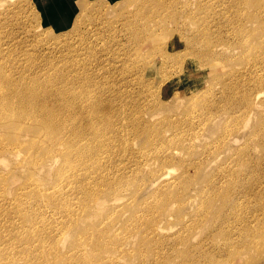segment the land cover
<instances>
[{"label":"rangeland","instance_id":"obj_1","mask_svg":"<svg viewBox=\"0 0 264 264\" xmlns=\"http://www.w3.org/2000/svg\"><path fill=\"white\" fill-rule=\"evenodd\" d=\"M38 2L42 4L44 0ZM75 9V14L65 17L60 14L49 19L36 0H0V47L3 44V48L10 47L19 54L14 60L15 66L12 62H1L2 71L9 72L13 66L12 70L18 72L15 79L24 82L27 92L38 89L40 99H48L46 91L42 96L41 85H50L56 93L53 100L60 98L62 102L59 103L66 108L62 111L72 116L82 114L79 120L100 113L99 110L104 113L106 105L112 108L113 115L118 113L120 106L128 108L122 109L121 119L130 122L129 128L119 125V141L117 138L104 144L119 152L114 158L108 157L105 164L109 167L113 164L114 171L125 167L129 174L121 173L118 178L100 173L103 177L99 178V166L91 157L87 159L83 167L88 168L98 183L93 188L97 189L104 181L108 183L101 197L104 204L92 210L96 216L91 221L82 218L77 224L52 227L53 232L65 231L64 237L59 241L54 235L45 239L51 256H46L45 252L47 263L42 264H52L51 250L59 251L57 264H111L107 260L112 258L117 261L115 264L204 263L216 253L215 247L204 244L206 238L208 234L219 237L218 233L206 231L208 226L204 225L192 229L195 232L188 242L182 241L186 236L185 225L197 224L198 210L193 214L191 206L187 205L186 209L170 206L163 211L157 231L168 234L162 244L150 242L147 234L144 235L152 230L154 220L147 227L144 223L167 196L173 195L174 201L176 195L181 198L187 189L186 197L197 193L198 181L204 178L206 183L217 181L219 186L225 185L231 176L242 175L243 161L251 160L256 169L263 163L264 103L253 106L252 112L247 114L242 102L244 92L254 83H260L253 80L264 78V69L258 70L261 65L255 66L256 61H253L260 57L259 54H245L242 46L233 43L236 39L221 53H205L204 47L222 38L224 30L232 32L237 26L233 20L236 16L242 15V22L246 15L264 10V0H79ZM248 49L253 51L251 47ZM256 72L259 76H255ZM62 85L67 90L58 91L57 87ZM260 98H264V93ZM52 102L55 105L56 101ZM207 114L210 118H205ZM86 128L90 131L89 126ZM141 132L146 133L140 136ZM85 138L87 144H93L92 135H85ZM166 139L181 141L182 158L180 155L172 158L165 150L159 155L149 151L160 147ZM81 147L76 148L80 150ZM135 152L142 159L154 157L160 165L165 163V172L173 168L174 172L168 171L170 178L186 170L187 183L183 184V178L171 186L163 184L157 172L143 170L139 173L128 160ZM60 158L52 169H41L32 158L25 163L10 157L4 161L8 169L0 173L13 175L11 178L16 180L15 186L19 189L32 184L49 189L56 186L57 175H67L74 165L69 159ZM74 159H79L78 151ZM247 174L244 177L251 178ZM262 182L259 188L251 182L248 184L259 200H264V178ZM178 184L182 185L180 189H177ZM114 186L119 189L115 187L112 191ZM37 187L35 185L34 189ZM52 196L64 199L58 191ZM148 202L154 206L144 209L142 205ZM44 205L45 210L57 209L56 204ZM116 211L123 212L124 223H120L118 229L111 227L114 230L108 237L111 250L96 247L103 255L92 254L81 261L83 257L77 252L81 247L86 251L92 243L90 230L107 231L117 216L112 214ZM178 211H181L179 217L176 216ZM95 221L96 227H93ZM243 226L246 231V225ZM51 241L55 242L49 243ZM19 244L20 248H29L32 254L39 252L41 247L37 241ZM155 244L163 249L161 252L166 254V259L162 253L154 257ZM203 244L208 250L205 255L200 249ZM190 249L193 258L189 257ZM144 250L152 252L150 256L153 257L146 256ZM254 253L250 251L244 256ZM256 264H264V261Z\"/></svg>","mask_w":264,"mask_h":264},{"label":"bare ground","instance_id":"obj_2","mask_svg":"<svg viewBox=\"0 0 264 264\" xmlns=\"http://www.w3.org/2000/svg\"><path fill=\"white\" fill-rule=\"evenodd\" d=\"M240 17L236 16L233 19L235 20L234 24L237 26L232 27V32L230 29L224 30L222 38L204 47L205 53H221L228 50L230 44L235 43L238 47L242 46L244 48L243 52L245 54L257 52L260 57L253 61H256L255 66L261 65L262 68L258 70H263L264 10H261L260 13L254 12L248 14V16L246 15L242 19V22L246 21L244 25ZM240 23L242 24L240 25ZM257 34L258 38H256ZM234 39L236 40L231 43L230 41ZM250 47L253 48V51L247 50ZM22 54L25 55L26 53L22 52ZM17 55L19 54L14 49L10 47L5 49L3 48V44H1L0 63L3 61L7 63L12 62L11 65L15 66L17 63L14 60L18 58ZM12 67L9 72L2 71L0 67V171L8 169V165H5L4 161L10 160V157L19 159V162L24 161L25 163L28 162L29 158H32L33 162L41 169H52L61 159L60 157L65 160L69 159L71 161L70 164H74L67 171V175H57L56 186L49 189L43 188L38 184L24 186L19 189V187L16 188L15 186L16 180L11 178L13 175L0 173V264H42L43 262L47 263V258L44 256L45 252L46 256H51L45 239L54 235L55 240L59 241L60 238L64 237L65 231L57 230L53 232L52 227L62 228L65 224H77L78 220L82 218H85V221H91L92 217L96 216V212L92 210L100 209L104 204L101 197H104L103 192H105L108 183L104 181L97 186V189L93 188L98 183H95V176L89 174L88 168L83 167L84 163H88L87 159L91 157L93 163L99 166V178L103 177L100 173L118 178L121 173L123 175L129 174L128 171H125V167L114 171L112 169L113 164L111 165L112 167L105 164L108 157L113 156L114 158L118 156L119 152L110 146L105 147L104 142L117 139L119 137L118 126L123 125L129 128L130 122L121 119L124 105L123 107H119L116 115L111 113L112 108L107 107V105L104 113L99 110L100 113L91 115L87 119L83 117V119L79 120L78 117L81 118L82 114H77V116H72L70 115L71 113L65 114L66 108L60 104L62 100L60 98L53 100L52 97L56 93L50 85H41L42 96L45 93L44 91H46L48 99H44L45 97L40 99L38 97L40 94L38 89L27 92L24 82L15 79L17 78L15 73L18 72H16V69L12 70ZM250 73L253 72L251 71ZM255 76H259L257 72ZM253 81L257 83L260 81V83L258 85L254 83V86L250 87V90H246L243 94L242 102L247 107V114L252 112L253 106H256L258 103H264V98H260L262 93H264V78H255ZM260 86L261 88H259ZM57 89L58 91L67 90L63 85L59 88L57 87ZM52 101H56L55 105ZM127 109L125 107V110ZM207 117L210 118V115H205V118ZM262 118H264V115ZM88 126L90 131L86 128ZM145 133L141 132L140 136ZM149 133L150 131L147 133L148 137ZM88 134L92 135L93 144H87L85 135ZM179 143L181 141L173 142L171 139H166L163 140L160 147L156 146L152 150L149 149V151L152 154L159 155L161 150H165L167 152L166 155L172 158L176 157L175 155H180V158H182L183 150H181ZM125 144L129 147V142L126 141ZM80 145H82L80 148L81 152L76 148ZM87 149H89V153H86ZM77 151L79 159H74ZM22 155H26V157L23 158ZM128 156L126 155V157ZM262 159L263 163H261L259 169L253 167L251 160L243 161V166L241 165L244 169L241 171L242 175L231 176V179L226 184L224 183L225 185L219 186L217 181H215L217 184L213 181L206 183L204 178L201 182L198 181L199 185L195 189L197 193L186 197L185 194L189 193L187 189L181 198L176 195L174 201H172L173 195L167 196L165 200H162L158 210L155 213L149 214L148 219L145 220V227L152 220H154V223L152 230L146 231L144 235L147 234L150 242L153 240L156 243L162 244L161 241L167 238L168 233L157 231L160 228L159 218L161 213L170 206L177 207L179 210L181 207L186 209L188 205L189 207L191 206L193 214L198 210L199 217L196 219V225L194 223L185 225L186 236H183L182 241L188 242L191 233L195 232L192 229L197 230L204 225L208 226L206 231H210V233L215 232L219 235V237H215L212 234H208L207 241L204 244L209 247H215L216 253L213 254V258L209 257L201 264H224L225 261V264H256L258 261H264V200L257 199V195L252 192L253 188H250V185H248L251 182L259 188L263 184L264 155ZM128 160H130L133 168L134 166L137 167L139 173L143 172V170H146L147 173L157 172L163 184L173 186L176 180L184 178L183 184L185 185L188 181L185 180L184 176L186 170L182 171L181 175L170 178L169 172H174V169L169 167V170L165 172V163L160 165L154 157L145 160L135 152L134 155L128 157ZM149 161L153 162L149 163ZM208 163L209 161H207ZM36 165L34 167L38 169ZM218 171H222L221 168ZM246 174L251 178H245L244 175ZM203 181L204 183L201 184ZM35 185L38 187L34 189ZM181 186V184H178L177 189H180ZM115 187L111 188L112 191ZM116 188L119 189L118 187ZM56 191L62 194L63 200L58 196H52ZM113 199L117 198L114 197ZM44 204H56L57 209L50 208V210H45L47 207ZM142 206L144 209H147L153 207L154 204L148 202ZM181 211L176 213L177 217L181 215ZM121 213L123 212L119 211L117 213L116 211L112 213L117 216L112 219V223L107 231H100V233L97 229L90 230L92 243L87 246L86 251L84 247H81L77 252L78 256L83 257L81 261L86 260L92 254L103 255L100 249L96 250V247L103 246L105 250H111V242L108 237H111V232L114 231L111 230V227L118 229L120 223H124ZM48 225L49 227L46 231L45 229ZM243 225H246V231ZM93 227H96V221ZM22 241H37L41 245L40 251L32 254L29 248H20L19 243ZM53 242L55 241L49 243ZM204 244L200 246V249L204 250L205 255L208 250H206ZM153 248L157 249L154 251V257L162 253L163 249H159L157 244ZM224 248H227L228 251L226 252ZM88 249L89 251L87 252ZM250 251H254L255 253L251 256H244L245 253H250ZM51 252L54 258L52 264H57L59 261L57 260L59 251L51 250ZM188 252L190 254L191 249ZM144 253L146 256H150L152 252L144 250ZM136 255L140 258V253ZM161 255L165 257L166 254L162 253ZM225 255H228L227 258H224ZM189 257L193 258V254H190ZM128 260L135 262V260L130 258ZM107 262L111 264L117 263L113 258L107 260Z\"/></svg>","mask_w":264,"mask_h":264},{"label":"crops","instance_id":"obj_3","mask_svg":"<svg viewBox=\"0 0 264 264\" xmlns=\"http://www.w3.org/2000/svg\"><path fill=\"white\" fill-rule=\"evenodd\" d=\"M37 1L38 6L44 11L46 18L53 19L58 15L75 14V6L79 5V0H44V3Z\"/></svg>","mask_w":264,"mask_h":264}]
</instances>
